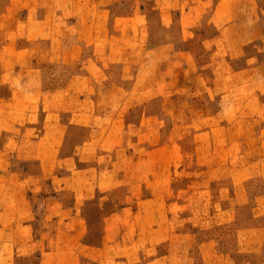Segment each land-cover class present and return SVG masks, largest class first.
Returning <instances> with one entry per match:
<instances>
[{"label": "crops", "instance_id": "1", "mask_svg": "<svg viewBox=\"0 0 264 264\" xmlns=\"http://www.w3.org/2000/svg\"><path fill=\"white\" fill-rule=\"evenodd\" d=\"M41 61L76 67L56 96L47 95L44 111H26ZM256 103L264 105V0H0V264H15L38 244L41 264H57L66 250L49 233L37 234L32 193L50 176L73 200L54 196L47 218L89 220L87 204L114 200L125 184L119 203L126 220L138 221V229L119 231L123 239L105 231V245L87 241L89 227L78 224L61 229L60 240L76 234L87 249L111 248L109 264H133L141 251L152 255L141 264H195V233L170 231L166 223L169 205L183 202L175 181L197 173L213 186L217 172L244 155L236 120ZM19 124H41V132L19 137ZM119 124L138 125V139L118 135ZM87 128L89 135L79 133ZM122 140L145 150L135 180L123 167ZM21 155L39 159V171L16 167L12 159ZM59 163L65 173L54 174ZM217 209L211 201V224L229 207ZM263 239L264 231H242L237 250L210 236L200 245L215 256L221 251L206 264H264Z\"/></svg>", "mask_w": 264, "mask_h": 264}, {"label": "rangeland", "instance_id": "2", "mask_svg": "<svg viewBox=\"0 0 264 264\" xmlns=\"http://www.w3.org/2000/svg\"><path fill=\"white\" fill-rule=\"evenodd\" d=\"M75 67L76 65L73 64H61L56 63V61L46 65L41 61L31 76V91L26 93L28 94L26 99L30 98L27 102L29 105L25 110L44 111L47 95L50 93V96H56V90L62 88ZM74 87L76 89V84ZM67 95L70 96L68 93ZM133 118H140V109L137 110ZM236 121L238 122V128L244 135L243 147H245V153L238 161L231 163L230 167L217 172V179L214 180L213 186L208 185L209 182L205 181V177L197 173H191L187 177L178 176L175 181L176 195H179L183 202L180 205H169L170 219L166 223L170 231H192V233H195L193 235L197 238V241L190 250V258L193 257L195 264H206V261L217 260L220 257L221 251H218V255L215 256L211 251L200 245V242L205 241L208 236L217 238L221 248L234 251L239 248V238L242 231H264V105L256 103L255 106L246 108L239 114ZM40 126L41 124H34L25 129L22 124H19L14 133L19 137L29 138L33 136L32 134L35 135L41 132L39 130ZM123 127L124 125L119 124V129L115 131L119 132L118 135H121V131L125 132L127 138H130L129 143L135 142L140 135L138 125H126L125 129ZM74 132L71 139L68 140V148H71V150L78 139V132ZM79 133L89 135L88 128L80 130ZM23 142L27 143V140ZM127 147L130 148L125 154ZM118 150L123 153L121 159L124 162V170L128 172L127 178L135 180L137 174H140L135 169L136 163L140 160L142 153L145 152L142 143L139 142L138 146H128L127 140H122ZM12 161L16 167L22 170L25 169L27 172H37L40 169L39 159H30L25 155H21L14 160L12 159ZM65 169V164L59 163L55 166L54 174H63ZM190 178L195 180H190ZM40 184L41 188L38 186L32 193V198L37 204V219L35 220L37 234L47 232L49 233L47 238L53 245H57L58 242L62 249L66 248V250L60 251V256L55 257V260L59 259L57 264H109L108 253H111V248L102 251H99V248L87 249V245L79 243L76 234L65 238V241L68 240L65 243L62 241V237L60 240L58 236L63 228L71 229L72 226L77 224L82 230L89 227L90 233L87 234L86 240L96 243L104 242L105 231H112L110 236L116 240V237L123 239V235H125L119 231L138 229V221L134 219L126 220L125 216H130V214L122 211L123 209L119 203L127 198L128 189L125 184L115 189L113 193L114 200H106L103 197L101 204L99 199L89 202L85 214L90 219L86 218L82 222L75 223L73 221L65 223L57 216H55L57 220L49 219L45 214L47 203L54 196L72 201V190H56L55 186L58 184H53L51 176L47 179L43 178L39 182ZM188 184L191 186L187 187ZM106 192L105 190L102 194L104 195ZM173 195V189H169L167 196L172 197ZM211 201L214 203L215 212H220L221 210L217 208L222 205L229 207L226 214L222 216H219V213L215 214L212 217V224L209 222L211 218L209 212ZM113 212L115 213L113 214ZM117 214H119V217L121 215V219L116 218L118 217ZM262 241L264 242V239ZM167 243H163L160 252H166ZM41 249L42 245L38 244V249L35 252L18 256L15 259V264H41ZM135 254L137 255L133 264H141L142 261L152 256L149 252L142 251ZM259 258H264V247ZM112 264L118 263L113 261Z\"/></svg>", "mask_w": 264, "mask_h": 264}]
</instances>
